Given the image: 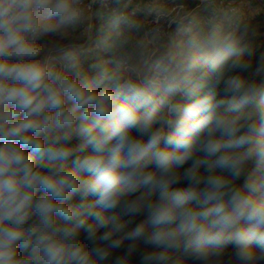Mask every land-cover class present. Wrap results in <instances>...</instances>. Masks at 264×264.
<instances>
[{"label": "clouds", "instance_id": "1", "mask_svg": "<svg viewBox=\"0 0 264 264\" xmlns=\"http://www.w3.org/2000/svg\"><path fill=\"white\" fill-rule=\"evenodd\" d=\"M96 3L0 0V264H264V33Z\"/></svg>", "mask_w": 264, "mask_h": 264}, {"label": "trees", "instance_id": "2", "mask_svg": "<svg viewBox=\"0 0 264 264\" xmlns=\"http://www.w3.org/2000/svg\"><path fill=\"white\" fill-rule=\"evenodd\" d=\"M126 1L127 0H118L116 2L114 0L116 6V10L114 12H103L100 9H95L92 18L90 39H88V41L86 39L84 40L88 43L89 47L92 49L91 52L88 53V58L86 60V67L87 65H90L94 62L96 58L95 53L97 52H101L103 54L104 59L110 60L112 62L110 64L111 67H115L116 63L123 58L122 53L111 54L105 51L103 49V42L107 41L109 44H111L114 41H116L118 32L128 33L131 31L124 23L117 22L118 17L123 15L120 6H122V4ZM194 5L195 3L193 1L186 3V7L191 9L194 8ZM139 14H134V15L132 14L130 18L134 20H139V16L141 15ZM194 18L197 27L203 28L205 30L211 28L212 25L215 23H223L224 29L226 31L241 28L243 27V25L248 24L258 27L261 33H264V13L262 12H257L252 17H246V16L244 17L233 12L226 14V16L220 22L216 18L211 23H205L200 19L201 13H199V10L196 9V15L194 16ZM166 37L167 36H165L162 39H166ZM134 39L135 37L133 38V43H134ZM258 43L260 47L257 50L264 49V36L261 37ZM97 45H101V47H97ZM131 46H132L131 44L128 45L129 48H131ZM88 70L91 71V69ZM86 151L91 152L92 151L91 147L86 149Z\"/></svg>", "mask_w": 264, "mask_h": 264}, {"label": "rangeland", "instance_id": "3", "mask_svg": "<svg viewBox=\"0 0 264 264\" xmlns=\"http://www.w3.org/2000/svg\"><path fill=\"white\" fill-rule=\"evenodd\" d=\"M115 1L117 2L118 0ZM171 2L173 1L172 0H136V1L127 0L120 7H121V11L123 12V15L129 17H131L132 14L134 15L140 13L141 15L139 14L140 15L139 20H143L146 25V22L150 19H154L155 16V12L152 15H148L147 9L149 7L153 8L156 11L168 12L170 8V4H172ZM233 12L244 17L245 16L252 17L257 12L264 13V4L263 5L256 4L253 3L251 0H236L224 4L208 6L205 7L204 10H199V13H201L200 19L205 23H211L216 18L220 22L226 16V14ZM168 13L170 14V17H176L177 20L183 18L185 16V13H191V16H189L187 19H184L183 21L184 23H188L189 20H191L196 15V9L190 10V8L186 7L182 9L179 13L170 12V11ZM176 26H177L176 23H171V26H169V32L166 39L170 34L174 33ZM86 37L87 36H85L83 39L85 40ZM95 55L96 58L94 62L98 60L101 61L106 60L104 59L103 54L101 52H97L95 53Z\"/></svg>", "mask_w": 264, "mask_h": 264}, {"label": "built area", "instance_id": "4", "mask_svg": "<svg viewBox=\"0 0 264 264\" xmlns=\"http://www.w3.org/2000/svg\"><path fill=\"white\" fill-rule=\"evenodd\" d=\"M172 1L173 2H171L172 4H170L169 11L179 13L182 9L186 8V3L191 2V1L195 3L193 9L204 10L205 7H208V6L224 4V3L233 2L236 0H213L211 4L205 2V0H172ZM251 1L256 4H261V5L264 4V0H251ZM95 9H100L103 12H114L116 10V6H115L114 0H97V3L94 4L92 8L91 19L88 21L86 25L87 27L90 28V30L92 27V18H93V13ZM190 10L192 9L190 8ZM160 23L163 26L161 38H164L165 36L168 35V32H169L168 18L161 19ZM146 27L147 28L153 27V19H150L146 22ZM86 39L88 40L89 37L87 36Z\"/></svg>", "mask_w": 264, "mask_h": 264}]
</instances>
